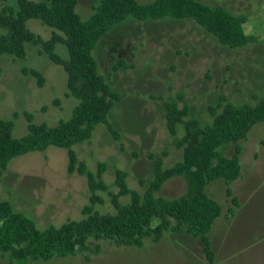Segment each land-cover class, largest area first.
<instances>
[{
    "label": "rangeland",
    "instance_id": "rangeland-1",
    "mask_svg": "<svg viewBox=\"0 0 264 264\" xmlns=\"http://www.w3.org/2000/svg\"><path fill=\"white\" fill-rule=\"evenodd\" d=\"M99 1L78 0L76 12L82 20H88ZM153 1L137 0L139 4ZM196 1L245 16L243 30L251 41L231 50L193 21L166 18L136 22L127 19L112 27L92 53L99 74L119 95L107 121L120 138L114 140L107 128L99 124L91 139L75 145L73 150L91 173L96 172L98 163L105 165L103 181L108 193L118 194L114 185L116 170L127 173L129 190L143 192L152 179L155 159L161 158L164 168L180 160L177 142L183 135V126L177 127L176 137L168 134L164 102L177 101L180 108H189V118L208 124L211 121L208 107L216 106L219 97L236 105H253L264 95V0ZM10 4L13 6L14 1L10 0ZM26 25L44 40L50 38L52 30L39 21L29 20ZM55 54L63 60L68 58L61 45L56 46ZM110 55L134 67L113 72L115 62ZM23 70L39 72L43 77L42 86L38 87L36 80ZM66 94L65 72L41 54L39 48L27 45L24 59L0 57V119L12 122L14 139L27 133L26 115L31 116L33 124L50 127L69 120L77 101ZM238 144L241 173L230 185L238 207L232 206L221 180L206 188V193L222 209L209 233L213 264H249L250 260L253 262L250 251L260 253L261 250L264 254V246H250L254 238L264 233V123L254 125L246 139ZM234 145H225L222 153L230 157ZM184 190L182 179H171L159 195L175 198ZM108 193H99L101 203L94 210L100 214L113 213ZM89 196L86 179L67 174L66 150L55 147L14 158L0 176V201L10 202L15 211L32 218L39 227L79 220ZM120 202L126 204L128 197H121ZM0 264L10 263L0 257ZM40 264L208 262L199 240L166 233L158 243L147 241L141 249L102 243L98 255L81 253Z\"/></svg>",
    "mask_w": 264,
    "mask_h": 264
},
{
    "label": "trees",
    "instance_id": "trees-1",
    "mask_svg": "<svg viewBox=\"0 0 264 264\" xmlns=\"http://www.w3.org/2000/svg\"><path fill=\"white\" fill-rule=\"evenodd\" d=\"M13 1L12 6L10 0H0V30L3 31L0 32V57L24 59L27 45L39 48L48 60L62 67L66 74V96L75 99L77 105L69 120L54 127L33 124L31 116L26 115L27 133L20 139L12 136V122L0 119V176L14 158L55 147L66 150L67 174L84 177L90 196L81 211L82 218L45 227L15 211L10 202L0 201V257L10 264H40L81 253L98 255L102 243L141 249L147 241L158 243L166 233H171L199 240L206 261L213 264L209 233L222 209L206 193V188L221 180L232 206L238 207L230 189L241 173L238 142L246 139L254 125L264 123V95L253 105H236L219 97L216 106L208 107L211 117L208 124L189 118L187 106L180 108L177 101L164 102L168 134L176 137L177 127L183 126V135L177 142L181 157L169 168L163 167L161 158L155 159L152 179L143 192L129 190L127 173L116 170L114 185L118 194L108 193L103 181L105 165L98 163L96 172L91 173L78 160L73 147L88 142L99 124L107 128L114 140L120 138L107 121L119 95L99 74L92 54L112 27L127 19L136 22L166 18L189 20L220 45L234 50L251 41L243 30L246 17L196 0H154L149 4H139L137 0H100L91 17L84 21L76 12L78 0ZM29 20H37L51 29L50 38L44 40L31 32L26 25ZM57 45L66 49L67 60L55 54ZM110 58L115 62L113 72L134 67L124 59L113 55ZM26 72L38 87L42 86L43 77L39 72L23 70ZM231 143L235 144L234 151L227 157L221 149ZM171 179L184 181V193L175 198L160 196ZM139 184L143 185L140 181ZM99 193H108L113 213L100 214L94 210L101 203ZM121 197H128V202L122 204ZM229 212L233 214L232 210Z\"/></svg>",
    "mask_w": 264,
    "mask_h": 264
},
{
    "label": "crops",
    "instance_id": "crops-1",
    "mask_svg": "<svg viewBox=\"0 0 264 264\" xmlns=\"http://www.w3.org/2000/svg\"><path fill=\"white\" fill-rule=\"evenodd\" d=\"M241 207H242V204L240 205V209H241ZM240 209H239V211H240ZM236 214H237V212L235 213V216H236ZM234 219H235V217H234ZM250 243H252L250 246L253 245L254 247L257 246V248L258 247L262 248L264 246V233L259 235V237L254 238V240L252 242H250ZM253 251L254 250L250 251V255L252 257V261L253 262H251V260H250L249 264H264V254H263V252L261 250H260V253L259 252L256 253V251H254V252ZM255 253H256V255H255Z\"/></svg>",
    "mask_w": 264,
    "mask_h": 264
}]
</instances>
